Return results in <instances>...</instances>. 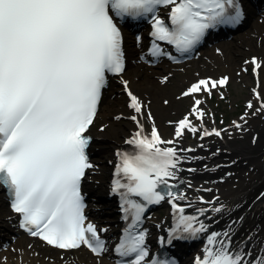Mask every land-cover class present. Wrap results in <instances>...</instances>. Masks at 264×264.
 Wrapping results in <instances>:
<instances>
[{
	"label": "snow or ice",
	"instance_id": "snow-or-ice-1",
	"mask_svg": "<svg viewBox=\"0 0 264 264\" xmlns=\"http://www.w3.org/2000/svg\"><path fill=\"white\" fill-rule=\"evenodd\" d=\"M161 7L170 8L169 23L158 15ZM242 15L237 0H0V185L11 194L20 227L58 249L84 246L97 257L108 251L96 226L86 222L81 183L93 167L85 133L97 117L107 74L125 71L117 18L150 19L149 52L159 57L166 55L159 41L187 53L207 30L235 25ZM228 82L222 76L192 83L182 93L193 98L190 114L202 119L205 113L196 94L211 95ZM123 85L127 91L128 82ZM127 94L129 107L141 113L139 99L131 91ZM131 119L139 126L127 141L134 151L117 153L116 174L125 182L118 178L112 188L121 196L127 222L114 248L121 258L117 264H174L146 259L147 230L141 225L148 206L168 198L180 213L169 244L207 228L175 203L184 196L173 192L175 185L169 181L177 179L181 158L176 148L161 147L173 142L163 141L155 126L145 135L137 116ZM185 130L197 132L187 116L177 123L175 135ZM213 133L220 135L215 129L204 135ZM195 264H264V248L253 258L251 250L232 248L228 232H213Z\"/></svg>",
	"mask_w": 264,
	"mask_h": 264
},
{
	"label": "bare ground",
	"instance_id": "bare-ground-1",
	"mask_svg": "<svg viewBox=\"0 0 264 264\" xmlns=\"http://www.w3.org/2000/svg\"><path fill=\"white\" fill-rule=\"evenodd\" d=\"M134 43L128 41L127 44L132 63L139 62L135 55L139 48H135ZM248 54L250 63L253 58L256 61L252 62L251 72L247 71L249 64L245 61ZM143 55L141 51L139 58ZM242 57L246 58L243 60ZM132 63L125 76L113 81L108 88L102 101L105 104H101L96 119L95 124H99H93L89 132L93 137L95 157L86 183L87 190L96 198L99 193L104 194L108 190L117 153L134 149L127 141L139 131L138 124L131 119L136 115L145 135L150 136L155 126L163 141L173 142L161 147L177 149L182 169L177 172V179L170 182L182 183L183 189L179 194H183L184 199H177L175 203L184 208L183 214L193 216L195 210L206 209L197 217L207 230L196 234L198 244L188 253L183 264H195L197 257L204 255L207 238L213 232H228L232 248L251 250L254 258L264 248V174L260 175L261 171L264 172V107L261 105L264 97V17L253 21L248 32L239 35L237 41L233 39L211 47L184 66L170 64L148 70L142 64ZM255 64H259L258 81L255 79L257 72L253 70ZM227 74L229 82L251 85L260 90V96L251 95L248 103L257 107L263 116L255 115L252 120L243 116L233 125L220 128L206 117L208 110L205 104L209 103V95L196 94L195 98L202 101L200 107L205 115L202 119L198 118V123L190 114L192 109L186 112V116L197 131L201 129L202 136L184 142L182 136L185 133L177 137L175 131L170 132L168 122L181 113L187 99H193H178L177 90L182 88V93L199 79H219ZM123 81L128 82L127 91ZM128 91L141 102V113L137 114L129 108ZM258 125L261 130L256 129ZM213 129L222 132V135H204L205 131L213 132ZM162 204L169 217L171 214L179 217L180 213L173 209L168 198ZM217 208L220 211H215ZM167 221L154 215L146 219L149 241L152 234L163 233ZM17 223V215L10 212L5 191L0 185V264H117L107 254L97 257L84 249L63 251L51 248L18 229ZM182 245L185 246L184 243Z\"/></svg>",
	"mask_w": 264,
	"mask_h": 264
},
{
	"label": "rangeland",
	"instance_id": "rangeland-1",
	"mask_svg": "<svg viewBox=\"0 0 264 264\" xmlns=\"http://www.w3.org/2000/svg\"><path fill=\"white\" fill-rule=\"evenodd\" d=\"M249 30L246 29L245 31L242 32V34L245 35ZM241 33L239 35H242ZM239 35L234 39V41L238 40ZM253 52V51H252ZM251 54V51H250ZM248 54L247 58L242 57L243 60L244 58L245 61L250 60ZM203 57V56H202ZM241 58V59H242ZM211 64H209L210 66ZM250 66V65H249ZM251 68H249L250 71ZM215 71V70H211ZM262 74H264V69H262ZM182 88H179L177 90V97L181 95ZM180 92V93H179ZM205 94V93H204ZM208 95V94H207ZM252 95V87L251 85L244 86L242 84H236L235 82H229L226 86L220 87L217 92L213 91L211 95H209V103L205 104V107L208 110V113L206 114V117L208 119H211L214 123H216L218 126L221 127H227L228 125H233L237 119H240V117L245 116L247 114V108H248V102H249V97ZM105 104V103H103ZM192 104H193V99L190 100L187 99L185 101V104L181 108V113L183 116H186V112L192 109ZM103 106V105H102ZM253 113L252 115L255 116L257 112H255L254 108H250V113ZM179 115H175L174 118H178ZM261 115V114H259ZM97 123L96 125H98ZM174 126H170V131H173ZM257 130H261V126L258 125ZM201 129L198 130L196 133H192L191 131L185 130V135L182 136L184 142L186 141H194L200 136ZM261 173V172H260ZM260 177V175H259ZM258 177V179H259ZM163 208V207H162ZM161 208V209H162ZM156 218L160 219H165L168 220L169 217L167 215V211L162 210L161 214H156ZM168 222V221H167Z\"/></svg>",
	"mask_w": 264,
	"mask_h": 264
},
{
	"label": "water",
	"instance_id": "water-1",
	"mask_svg": "<svg viewBox=\"0 0 264 264\" xmlns=\"http://www.w3.org/2000/svg\"><path fill=\"white\" fill-rule=\"evenodd\" d=\"M181 189H183V186H182V185H181ZM181 189H180V190H181ZM200 210H201V209L195 210V211L193 212V216H199V215H201V214H200ZM204 210H206V209H204ZM204 212H206V211H204ZM204 212H203V213H204Z\"/></svg>",
	"mask_w": 264,
	"mask_h": 264
}]
</instances>
